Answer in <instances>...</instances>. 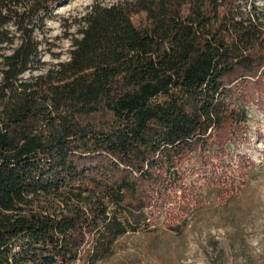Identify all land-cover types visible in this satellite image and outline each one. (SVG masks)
Instances as JSON below:
<instances>
[{"label":"trees","instance_id":"1","mask_svg":"<svg viewBox=\"0 0 264 264\" xmlns=\"http://www.w3.org/2000/svg\"><path fill=\"white\" fill-rule=\"evenodd\" d=\"M57 1L0 0V264L105 260L264 107V0L95 3L32 75Z\"/></svg>","mask_w":264,"mask_h":264},{"label":"rangeland","instance_id":"2","mask_svg":"<svg viewBox=\"0 0 264 264\" xmlns=\"http://www.w3.org/2000/svg\"><path fill=\"white\" fill-rule=\"evenodd\" d=\"M117 1L55 2L37 34L40 63L31 74L69 59L78 21L92 4ZM256 5L264 10V2ZM244 109L245 137L228 146L232 169L222 165L212 178H186L187 201L179 199V189L171 191L149 226L118 238L112 254L97 264H264V107L250 103ZM239 157L244 161L238 167Z\"/></svg>","mask_w":264,"mask_h":264}]
</instances>
